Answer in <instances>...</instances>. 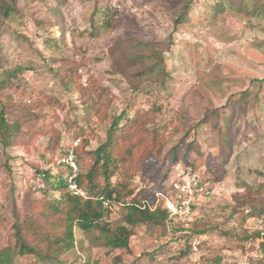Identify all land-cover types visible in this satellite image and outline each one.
<instances>
[{"label":"rangeland","instance_id":"rangeland-1","mask_svg":"<svg viewBox=\"0 0 264 264\" xmlns=\"http://www.w3.org/2000/svg\"><path fill=\"white\" fill-rule=\"evenodd\" d=\"M183 1L65 0L60 13L54 15L50 6L55 0H19L17 12L4 20L0 58L8 69H23L12 79L15 85L0 91V110L5 98L20 106L45 91L65 103L68 112L48 105L37 108L41 129L28 127L20 143L5 151L0 145V162L10 157L13 166L12 176L0 169V259L8 238L4 220L13 216L16 202L12 188L16 194H24L31 187L32 196L39 197L45 171L53 165L56 172L66 171L53 159L52 150L57 142L70 144L69 120L83 122L81 90L98 88L112 102L108 122L136 103L146 109L159 108L150 125L181 121L184 128L172 130L165 151L182 138L196 139L213 182L204 180L202 171L196 170L213 188L209 196L196 202L191 218L196 225L191 224L190 231L188 221L167 226L140 224L126 250L109 248L96 232L76 228V248L63 254L61 263L51 264H264V242L258 240L259 217L264 211L256 222L245 217L248 210L264 209V88L257 107L239 100L253 79H264V13H251L257 0H195L190 20L175 25V12ZM107 3L118 15L109 28L92 34V19ZM55 35L57 46L48 40ZM137 40L156 43L164 53L168 76H132L142 72L141 64H134L132 58V44ZM58 56L72 61L68 85L54 77L50 68L51 59ZM131 80L141 93L133 91ZM254 94L249 95L251 99ZM226 119L228 148L219 133ZM90 123L97 136L88 148L95 149L105 138L107 122L93 117ZM52 134L58 135V141ZM138 162L139 157L134 156L130 165L136 168ZM36 168L42 171L36 173ZM142 175L135 176L133 184L137 191H149L143 200H153L155 192L169 188L168 179L150 181ZM125 212L118 208L111 218H123ZM255 227L258 234L253 236ZM11 264L48 263L26 255L15 257Z\"/></svg>","mask_w":264,"mask_h":264},{"label":"trees","instance_id":"trees-1","mask_svg":"<svg viewBox=\"0 0 264 264\" xmlns=\"http://www.w3.org/2000/svg\"><path fill=\"white\" fill-rule=\"evenodd\" d=\"M55 1L57 3L50 6V9L54 15H57L65 0ZM194 1H183L180 9L175 12V25L184 24L190 20ZM18 2L19 0H0V26L4 20L17 12ZM218 8L221 10L222 4L218 5ZM251 13L262 16L264 0H257ZM116 15L118 13L109 3L99 8L91 22V33H98L102 27L109 28ZM60 32L62 35V30ZM57 37L55 35L48 40L57 46L59 45ZM156 46V43L152 41L133 42L132 47L135 51L132 53V58L134 64H141L142 72L137 71L132 76L142 77L143 74H146L148 78H154L158 74H162L163 77L168 76L164 53ZM71 62L69 58L63 56L51 59L50 68L53 76L66 85L72 78ZM77 64V61H73V65ZM21 69H23L21 66L6 68L4 60L0 58L2 74L0 91L15 85L12 79L17 77V71ZM131 81L133 91L136 94L141 93L140 86L134 85V80ZM263 88L264 79H253L252 84L241 93L240 102L257 107ZM252 93H255L254 99L249 96ZM39 95L32 101L33 103H21L20 106L11 99L5 98L3 108L0 110V145L3 151L19 144L27 133L28 127L41 129V123L38 122L41 114L38 113L37 108L48 105L61 108L65 113L68 112L66 104L57 96L45 91L39 92ZM80 100L85 109L83 122L80 124L77 120H69L70 144L55 143L52 155L54 160H60L74 148L79 164L77 182L82 193L75 195L71 191L67 167H65L66 171L47 173L42 178V194L39 197L32 196L31 187L26 188L24 194H16V189L13 187L16 202L13 216L4 220L8 238L7 246L2 252L3 258L0 259L1 263L5 261L11 264L15 257L26 255H34L43 263L51 264L54 261L61 263V256L76 248V228L85 232H96L98 238L103 240V244L109 248L129 250L131 237L135 234L138 225L167 226L170 222L166 208L156 210L141 208L142 200L149 191L147 188L137 191V185L133 184V180L138 174L144 173L142 176L150 181L156 178L165 180L169 178L172 168L181 162L201 170L203 179L213 182L210 170L205 166L204 151L197 145L196 139L182 138L165 151L166 145L172 140V130L184 128L181 121L172 119L162 124L150 125L151 119L160 111L159 108L146 109L143 105L136 103L130 104L126 110L115 115L108 122L112 102L104 97L100 89L81 90ZM15 110L19 112L14 114ZM93 117L102 123L107 122V130L99 146L90 149L88 147L91 140L97 136L95 128L90 123ZM226 122L229 124V120H225L219 128V133L228 148L230 139ZM44 132L47 133V131ZM52 137L58 141V135L52 134ZM75 141L78 145L74 147ZM134 156L140 159L136 168L130 165L131 158ZM219 159L217 161L222 162ZM10 160L11 158L7 157L4 162H0V169H7L12 176L13 166ZM41 171L42 169L36 168V173ZM5 184L7 186V182ZM209 187L213 188L210 185ZM118 208L126 211L123 218L112 219V215L116 214ZM263 211L262 206L254 208L248 210L245 217H253L256 222ZM194 221L195 219L186 221L189 225L186 227L188 231L192 230L191 224L196 225ZM257 234L258 229L255 227L252 235ZM82 263L94 264V262L86 263L85 261Z\"/></svg>","mask_w":264,"mask_h":264},{"label":"built area","instance_id":"built-area-1","mask_svg":"<svg viewBox=\"0 0 264 264\" xmlns=\"http://www.w3.org/2000/svg\"><path fill=\"white\" fill-rule=\"evenodd\" d=\"M59 165L69 169L67 178L73 194L82 193L77 182L79 164L74 148L59 160ZM55 170L56 166L53 165L42 176H46L47 173H54L56 172ZM168 181H170L169 188L155 192L153 200L144 199L141 203V208L150 210L166 208L169 212V222L171 224L190 220L194 215L196 202L202 196L211 194L209 184L202 180L201 174L191 165L177 164L170 173ZM259 224L262 229L258 240L264 242V213L259 217Z\"/></svg>","mask_w":264,"mask_h":264}]
</instances>
